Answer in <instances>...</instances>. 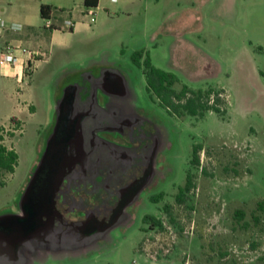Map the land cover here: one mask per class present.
Here are the masks:
<instances>
[{
	"label": "rangeland",
	"instance_id": "rangeland-1",
	"mask_svg": "<svg viewBox=\"0 0 264 264\" xmlns=\"http://www.w3.org/2000/svg\"><path fill=\"white\" fill-rule=\"evenodd\" d=\"M10 3L17 1L0 0V15L18 22L3 11ZM96 19L101 23V16ZM39 24L44 31L43 17ZM99 25L102 32L94 37L68 32L65 49L24 44L48 54L24 84L0 75V137L19 156L15 173L0 187V216L19 212L49 139L56 102L88 71L113 69L126 79L134 114L156 137L154 180L103 239L19 264H264V214L257 211L264 201V0H132L128 14ZM16 37L4 33L0 50ZM139 52L140 65L134 61ZM148 57L177 76L178 92L184 85L223 90L226 113L171 114L147 91ZM195 146L201 147L196 166ZM189 173L194 187L178 203ZM240 209L246 213L242 221L235 217ZM253 215L261 218L259 225ZM146 216L160 219L163 228L146 223Z\"/></svg>",
	"mask_w": 264,
	"mask_h": 264
},
{
	"label": "flooded vegetation",
	"instance_id": "flooded-vegetation-1",
	"mask_svg": "<svg viewBox=\"0 0 264 264\" xmlns=\"http://www.w3.org/2000/svg\"><path fill=\"white\" fill-rule=\"evenodd\" d=\"M70 84L78 91L65 117L60 103ZM67 86L56 102L50 133L55 158L71 159L56 198L55 228L64 235L53 250L89 246L126 219L128 207H118L146 174L156 145L149 125L134 114L132 91L118 71H88ZM89 219L94 221L90 236L82 230ZM106 224L108 230L99 232ZM32 245L19 253L0 249V264L24 263L45 253L39 243Z\"/></svg>",
	"mask_w": 264,
	"mask_h": 264
},
{
	"label": "water",
	"instance_id": "water-1",
	"mask_svg": "<svg viewBox=\"0 0 264 264\" xmlns=\"http://www.w3.org/2000/svg\"><path fill=\"white\" fill-rule=\"evenodd\" d=\"M78 85L70 84L64 90L61 103L65 109V117L75 102ZM156 148L151 157V163L143 178L138 180L128 198L121 203L118 211H123L136 202L139 195L154 180ZM71 159L55 158L54 137L50 136L40 162L34 171L19 203V212L0 216V249L19 253L22 247L33 249L35 242L45 251L53 250V245L63 238L55 228V218L58 215L56 206L57 194L63 183V172L66 171ZM89 219L82 230L90 236V227L94 224ZM111 225H99V232H106ZM35 248V247H34Z\"/></svg>",
	"mask_w": 264,
	"mask_h": 264
},
{
	"label": "trees",
	"instance_id": "trees-1",
	"mask_svg": "<svg viewBox=\"0 0 264 264\" xmlns=\"http://www.w3.org/2000/svg\"><path fill=\"white\" fill-rule=\"evenodd\" d=\"M86 5L97 6V0H86ZM51 8L43 6L41 8V16L48 18L51 16ZM54 29H45L44 33L47 35ZM143 57V53H136L134 61L140 65V60ZM147 91L152 98H157L160 105L166 108L171 114H175L179 117L184 115L201 118L208 112H214L216 114L224 115L225 109L221 108L223 90H216L210 88L208 90L194 91L188 86L184 85L181 91H176L174 86L179 82L177 76L173 73L163 71L152 65L150 57L145 62ZM264 77V74H262ZM11 122L20 127V121L16 118H12ZM14 136V133L11 134ZM201 147L195 146L193 150V156L191 164L196 166L200 164L199 151ZM19 164V156L15 148H8L4 144V138L0 137V187L5 185V177L15 173V170ZM194 187L193 176L188 174L186 183L179 189L177 196V202L183 203L185 201L186 194L189 193ZM163 194L159 197H152V200L158 201L163 198ZM170 210V206H166V211ZM257 211L264 214V201L257 204ZM246 213L244 210H237L235 217L238 221H242ZM146 223H150L152 226L163 228V222L153 216H146L144 218ZM253 221L255 225L261 223L259 216L253 215ZM247 226V225H246Z\"/></svg>",
	"mask_w": 264,
	"mask_h": 264
},
{
	"label": "crops",
	"instance_id": "crops-1",
	"mask_svg": "<svg viewBox=\"0 0 264 264\" xmlns=\"http://www.w3.org/2000/svg\"><path fill=\"white\" fill-rule=\"evenodd\" d=\"M93 1V0H91ZM132 0H97V6L86 5V0H19L15 4H6L3 11L7 12L10 17L21 22L25 29L22 33L15 34L18 37L10 41L14 43H22L26 46L35 43L43 47H51L56 44L61 49L68 48L69 43L68 32L70 36L86 35L94 37L102 32L103 25H99L104 20H110L119 14H128L129 6ZM47 6L51 8V16L55 19V29L49 34H45L40 30L41 25L39 20L42 19L41 8ZM94 11L98 16H101V23L97 24V19L94 23L90 22L89 13ZM71 21L73 26L71 29L65 28V22ZM14 34V33H10ZM42 39V40H41ZM44 40V42H43ZM30 47V46H29ZM35 47V46H34ZM22 59L21 53H17ZM22 60L15 67L0 62V75L6 78H14L20 72Z\"/></svg>",
	"mask_w": 264,
	"mask_h": 264
},
{
	"label": "built area",
	"instance_id": "built-area-1",
	"mask_svg": "<svg viewBox=\"0 0 264 264\" xmlns=\"http://www.w3.org/2000/svg\"><path fill=\"white\" fill-rule=\"evenodd\" d=\"M9 1H19V0H9ZM90 22L94 23L96 21V14L91 11L89 14ZM45 25L44 29H55V19L53 16L44 18ZM73 23L71 21L65 22V28L71 29ZM25 26L19 22H10L5 20L0 15V38L4 37V33H22ZM7 43V42H5ZM21 53L24 57L22 59L17 53ZM22 60L20 72L17 74V80L20 85L24 84L29 77L37 70L39 64L43 61L48 60V54L46 50L42 49H31L25 48L22 43H14L13 41L7 43L3 50H0V62L7 64L9 66H14Z\"/></svg>",
	"mask_w": 264,
	"mask_h": 264
}]
</instances>
